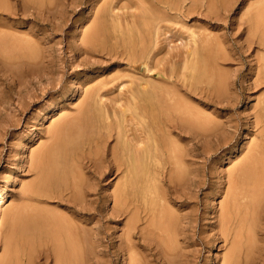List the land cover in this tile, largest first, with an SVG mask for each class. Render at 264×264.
Here are the masks:
<instances>
[{"label": "bare ground", "instance_id": "bare-ground-1", "mask_svg": "<svg viewBox=\"0 0 264 264\" xmlns=\"http://www.w3.org/2000/svg\"><path fill=\"white\" fill-rule=\"evenodd\" d=\"M26 1L58 18L65 5H85L72 44L84 57L120 56L127 68L110 79L96 73L77 81L79 103L51 116L48 141L30 153L35 177L22 184V204L4 207L13 177L0 180V264H34L40 251L51 264H95L109 257L97 226L106 214L119 218L110 235H117L111 242L121 264H190L194 246L216 241L223 247L217 264H264V0H139L140 17L124 22L113 0ZM228 20L248 67L240 92L231 88L227 37L217 27L226 29ZM170 21L191 33L181 39L180 61L161 68L156 48ZM1 38L14 66L40 67L36 42ZM122 77L130 78L117 87L128 84V94L107 103L105 86ZM244 100L246 121H223L217 111ZM241 124L256 133L250 140L246 130L236 142L247 145L237 157L232 141ZM207 141L214 151L228 150L229 162L201 202L192 164Z\"/></svg>", "mask_w": 264, "mask_h": 264}, {"label": "rangeland", "instance_id": "rangeland-1", "mask_svg": "<svg viewBox=\"0 0 264 264\" xmlns=\"http://www.w3.org/2000/svg\"><path fill=\"white\" fill-rule=\"evenodd\" d=\"M138 2L141 5L139 0H113L111 3L115 8L113 12L123 21L126 18L130 20L131 16L140 17L141 12L138 11L140 7L138 9L135 5ZM34 6L33 3L26 0H8L6 6L0 5V36L18 37L21 40H28L33 45L36 42L35 46L40 51L37 61L43 59L40 67L31 68L42 70L41 74L43 75H37L27 65L23 66L22 69L18 68L7 58L6 48L0 41V180L13 177L9 181L7 202L4 204L6 208L23 203V186L25 183L34 180L35 177V172L30 165V153L41 142L48 141L45 131L50 121L54 120L55 117H60L58 115L61 114V107H68L73 110L77 105L76 103H79V92L75 89L77 81L84 79L88 74L95 75L96 73H103V78L110 79L111 76L127 68V62L121 59L120 56L119 59L115 58L113 60L111 53L103 51L101 52L103 59L101 56V58L84 57V53L72 44L74 29L77 28V24L82 22L81 17L86 8L85 5L78 7L73 5L63 6L64 16L62 18H58L52 13L48 14L45 7L36 8ZM137 11L140 12V15H135ZM233 17L234 13L230 12L229 20H234ZM229 20L226 22V29L223 28V25H226L223 22H220L217 27L221 28L222 31L220 32L227 37V44L224 47L230 52L224 68L231 70L233 76L231 78L234 82L231 88L240 92V86L246 85L242 81L248 73V67L247 65H241L242 61L246 63L245 53H242L244 56L240 61L239 57L241 56L236 35L232 33ZM170 22L165 23L168 27L167 32H165L166 29L163 31L165 35L163 34L160 37L161 40L159 39L156 48L158 52H156V56L159 58L158 60H162L159 65L161 68L162 66L168 67L171 61H180L181 56H178V53L184 55L185 50L181 39L191 33L190 30L188 32V29L184 28L185 25L174 23V21ZM189 23L194 24L195 21L192 20ZM163 37L166 39L162 40ZM71 45H73L72 49ZM205 65L203 68L212 66V64ZM42 67L45 68L41 69ZM129 78H118L105 86L107 103L120 98L121 93L128 94L126 92L128 84H124L123 89H121V85L117 86L121 80L126 82ZM254 98H256L255 95ZM253 99L250 100L252 104L255 102H253ZM246 104L247 101L244 100L238 106L229 105L233 110H218L217 112L223 117V121L235 117L238 122L242 123L243 120L246 121ZM54 113L58 115L52 118L51 116ZM249 114L251 115V113ZM246 130L249 131L248 137L250 136V140L254 137L256 128L248 127L246 129L241 124L233 139L234 141H232V146L243 138L242 136ZM246 146V144H243L241 148L237 144L234 155L239 157L242 149ZM227 153L228 150L222 148L214 151L211 141L199 144L197 154L194 155V164H192V168L198 170L197 180L201 182L197 200L203 202L205 192H212L217 183L224 179L225 169L229 162ZM217 203L218 197L215 200V205ZM202 209L203 205L200 203V212ZM4 210L6 209L4 208ZM87 218L97 224L99 216L94 219L89 216ZM118 220L119 218H113L111 214H106L105 217L100 216L97 226L105 235L102 242L103 246L100 249L106 250V245L109 257L106 255L104 259L95 262V264H121V257L119 256L117 259L113 254L111 242V239L116 241L117 235H110V232L119 229L117 227ZM221 250H223V247L219 241L214 242L212 245H207L205 242L198 244L191 249L190 264H217L216 261ZM3 252V240L0 233V255ZM24 261H26L25 258ZM257 262L255 261L252 264H257ZM33 263L51 264V259L47 258L45 252L40 251V253L35 254Z\"/></svg>", "mask_w": 264, "mask_h": 264}]
</instances>
